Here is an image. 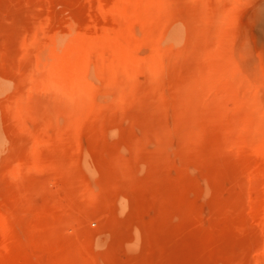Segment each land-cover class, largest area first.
<instances>
[{
  "label": "rangeland",
  "instance_id": "1",
  "mask_svg": "<svg viewBox=\"0 0 264 264\" xmlns=\"http://www.w3.org/2000/svg\"><path fill=\"white\" fill-rule=\"evenodd\" d=\"M263 198L264 0H0V264H264Z\"/></svg>",
  "mask_w": 264,
  "mask_h": 264
},
{
  "label": "bare ground",
  "instance_id": "2",
  "mask_svg": "<svg viewBox=\"0 0 264 264\" xmlns=\"http://www.w3.org/2000/svg\"><path fill=\"white\" fill-rule=\"evenodd\" d=\"M225 1V0H224ZM204 3V2H203ZM145 5V4H144ZM202 5V4H201ZM165 6H166V4H165ZM199 6V5H198ZM203 6V5H202ZM206 6V5H205ZM184 7V6H183ZM166 8H167V6H166ZM198 8V7H197ZM185 10V9H184ZM173 11V10H172ZM197 11V10H196ZM127 12V11H126ZM176 12V11H175ZM132 13V12H131ZM222 16V15H221ZM222 19V18H221ZM216 28V27H215ZM83 29V28H82ZM143 32V31H142ZM215 34V33H214ZM157 75V74H156ZM7 83V82H6ZM90 84V83H89ZM190 87V86H189ZM79 91V90H78ZM85 92V91H84ZM80 96H81V94H79ZM78 95V96H79ZM84 96H85V94H84ZM85 99V98H84ZM72 101V100H71ZM86 103V102H85ZM144 105V104H143ZM87 106V105H86ZM141 107V106H140ZM87 108V107H86ZM142 108V107H141ZM82 109H85V108H82ZM147 109V108H146ZM55 110V109H54ZM85 110H87V109H85ZM84 111V110H83ZM66 112H67V110H66ZM65 112V113H66ZM69 112V111H68ZM82 112V111H81ZM139 112V111H138ZM55 113V112H54ZM80 113V112H79ZM46 114V113H45ZM61 114V113H60ZM62 115H64L63 113H62ZM134 118V117H133ZM104 119V118H103ZM73 120V119H72ZM102 121V120H101ZM104 121V120H103ZM71 122V121H70ZM75 122V121H74ZM73 123V122H72ZM71 123V124H72ZM74 125H76L75 123H73ZM72 124V125H73ZM70 125V124H69ZM105 126V125H104ZM107 126V125H106ZM105 126V127H106ZM110 126H112V124L110 125ZM71 127V126H70ZM112 128V127H111ZM70 129V128H69ZM79 129V128H78ZM109 129V128H108ZM72 130V129H71ZM124 130V129H123ZM111 131V130H110ZM113 131V130H112ZM74 132V131H73ZM123 132V131H122ZM121 133V132H120ZM126 133V132H125ZM69 134V133H68ZM73 134V133H72ZM124 134V133H123ZM102 135V134H101ZM112 135V134H111ZM125 135H127V134H125ZM100 136V135H99ZM98 136V137H99ZM69 137V136H68ZM71 137V136H70ZM69 137V138H70ZM75 137V136H74ZM63 138V137H62ZM72 138V137H71ZM73 139V138H72ZM74 140V139H73ZM72 140V141H73ZM123 141V140H122ZM74 142V141H73ZM72 142V143H73ZM76 142H77V140H76ZM99 142V141H98ZM71 143V142H70ZM69 146V145H68ZM76 147V146H75ZM75 149V148H74ZM104 149V148H103ZM65 150H66V148H65ZM115 150V149H114ZM118 151V150H117ZM70 152V151H69ZM78 152V151H77ZM132 152V151H131ZM72 153V152H71ZM75 153V152H74ZM138 153V152H137ZM39 155V154H38ZM34 156V155H33ZM37 156V155H36ZM75 157H76V155H75ZM151 157V156H150ZM68 158H70V157H68ZM74 158V157H73ZM80 158V160H79V163H80V166H81V162L83 161V160H81V156H78V159ZM32 159V158H31ZM72 159V158H71ZM70 159V160H71ZM112 159H114V158H112ZM22 160V159H21ZM27 160V159H26ZM75 160V159H74ZM24 161V160H23ZM64 161V160H63ZM76 161V160H75ZM120 161V160H119ZM118 161V162H119ZM29 162V161H28ZM40 162V161H39ZM105 161H103L102 160V164L104 165V171L103 172H105V176L107 177H109V175L108 174H110V173H112V171H113V169H116V170H118V169H120V167L119 166H117V165H119V163H116V160H115V165L117 166V167H119L118 169H117V167L115 166V168H114V164H113V162H114V160H112V162H111V160H110V162L108 161V162H105ZM24 163V162H23ZM23 163H21L22 164V166H23ZM17 164V163H16ZM25 164V163H24ZM99 164H101V163H99ZM88 166V165H87ZM87 166H81V168L83 169V172H84V176L87 178V179H89V181H91V178H93V177H91L92 175H93V171H91V175H90V173H89V170H90V167H87ZM252 166V165H251ZM39 167V166H38ZM102 167V166H101ZM89 168V169H88ZM122 169V168H121ZM120 169V170H121ZM115 171V170H114ZM125 171V170H124ZM124 171H121V172H124ZM118 172V171H117ZM117 172H115V173H117ZM25 174V173H24ZM114 174V173H113ZM156 178V177H155ZM104 179H106L105 177H104ZM256 191V190H255ZM264 199V198H263ZM260 206V205H259ZM218 208V207H217ZM260 208V207H259ZM246 215V214H245ZM59 216V215H58ZM53 217L54 218V220H50L49 219V221L46 223V225H45V227H44V230H42L43 231V236H46V235H48V237L49 238H52L53 240H55L56 242H57V245H58V247L56 248L57 250H58V248L60 247V246H62V248L64 247V246H68V241H69V238L66 236V235H64L63 233V229H62V227H61V225H60V222H58V218H60V216L59 217ZM45 220V219H44ZM244 222V221H243ZM244 226V225H243ZM242 226V227H243ZM43 229V228H42ZM46 234V235H45ZM261 234V233H260ZM42 235V234H41ZM258 238V237H257ZM209 239V238H208ZM76 245V244H75ZM73 245L74 246V248L76 247L77 248V246L79 247V245ZM254 245V244H253ZM70 246V245H69ZM72 246V245H71ZM70 248H72V247H70ZM55 249V248H54ZM60 249V248H59ZM70 250V249H69ZM75 250V249H74ZM79 250V249H78ZM81 250V249H80ZM55 251V250H54ZM57 252V251H56ZM61 252V253H60ZM66 252H68V250L66 249ZM70 252V251H69ZM73 252H75V251H73ZM73 252H71L72 254H74ZM59 253H60V255H59ZM62 253H65V251L63 252L62 250H58V255L59 256H62L63 254ZM78 253L79 252H77V254H75V255H72V256H75L74 257V259H76L77 258V255H78ZM84 253H86V252H84ZM83 253V254H84ZM56 254V253H55ZM62 254V255H61ZM70 254V253H69ZM69 254H67V256L69 255ZM88 254V253H87ZM71 255V254H70ZM85 256L84 257H82V260L79 262V261H77V260H74V261H77L78 262V264H90V262H91V257H90V255L88 254V255H86V254H84ZM71 256V257H72ZM80 256V255H79ZM63 257V256H62ZM66 258V257H65ZM68 259H69V256L67 257ZM66 258V259H67ZM73 258V257H72ZM78 259V258H77ZM73 260H71V258H70V262H72ZM79 260V259H78ZM243 260V259H242ZM67 261V260H66ZM73 261V262H74ZM239 261V260H238ZM65 262V261H64ZM67 263V262H66ZM65 264V263H64ZM68 264H70V263H68ZM72 264H76V263H72Z\"/></svg>",
  "mask_w": 264,
  "mask_h": 264
}]
</instances>
